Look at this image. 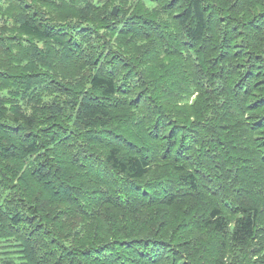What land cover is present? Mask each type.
Wrapping results in <instances>:
<instances>
[{"label": "trees", "instance_id": "trees-1", "mask_svg": "<svg viewBox=\"0 0 264 264\" xmlns=\"http://www.w3.org/2000/svg\"><path fill=\"white\" fill-rule=\"evenodd\" d=\"M124 1L0 0V264H264V0Z\"/></svg>", "mask_w": 264, "mask_h": 264}, {"label": "rangeland", "instance_id": "rangeland-1", "mask_svg": "<svg viewBox=\"0 0 264 264\" xmlns=\"http://www.w3.org/2000/svg\"><path fill=\"white\" fill-rule=\"evenodd\" d=\"M94 1H101V0H94ZM104 1H105V0H102V3H103ZM123 1H124V0H123ZM143 1L146 2L147 5H149V6L151 5V1H150V0H143ZM124 2H125V1H124ZM125 4H126V2H125ZM115 5H116L117 7L119 6L118 4H115ZM127 5H128V4H126V6H127ZM127 8H128V6H127ZM1 19H2V18H0V21H1ZM172 259H174V258L170 256V257H169V261H171ZM174 260H175V259H174ZM169 261H168V262H169ZM175 262L179 264V262H177L176 260H175Z\"/></svg>", "mask_w": 264, "mask_h": 264}, {"label": "bare ground", "instance_id": "bare-ground-1", "mask_svg": "<svg viewBox=\"0 0 264 264\" xmlns=\"http://www.w3.org/2000/svg\"><path fill=\"white\" fill-rule=\"evenodd\" d=\"M96 173H100V172H96ZM104 174H105V172H104ZM99 175H101V174H99ZM92 177V176H91ZM101 179V178H100ZM103 180H104V178H103ZM73 181V180H72ZM71 181V182H72ZM102 181V180H101ZM74 182V181H73ZM78 183H80V181L78 182ZM84 183V182H83ZM107 183V182H106ZM77 185V184H76ZM92 185V184H91ZM78 186V185H77ZM84 186V185H83ZM94 186V185H93ZM58 189V188H57ZM97 189V188H96ZM111 189V188H110ZM79 190V189H78ZM77 191V190H76ZM83 191V190H82ZM96 191V190H95ZM81 192V191H80ZM82 193V192H81ZM111 193V192H110ZM76 194V193H75ZM75 194H74V196H75ZM90 194H92V193H90ZM89 194V195H90ZM77 195V194H76ZM97 195H99V194H97ZM101 196V195H100ZM104 198H105V196H104ZM78 199V198H77ZM82 199V198H81ZM90 199V198H89ZM93 199V198H92ZM96 199V198H95ZM113 199V198H112ZM79 200V199H78ZM94 200V199H93ZM99 200V199H98ZM75 201V200H74ZM88 201V200H87ZM99 202H100V200H99ZM75 203H76V201H75ZM75 203H73V204H75ZM96 203V202H95ZM71 204V203H70ZM75 205H77V203L75 204ZM74 206V205H73ZM87 207V206H86ZM74 208V207H73ZM138 254V253H137ZM140 254V253H139ZM138 254V255H139ZM136 256V255H135ZM134 256V257H135ZM143 259V258H142ZM150 260V259H149ZM142 261V260H141ZM145 261V260H144ZM151 261V260H150ZM149 263V262H148ZM137 264V263H136Z\"/></svg>", "mask_w": 264, "mask_h": 264}, {"label": "water", "instance_id": "water-1", "mask_svg": "<svg viewBox=\"0 0 264 264\" xmlns=\"http://www.w3.org/2000/svg\"><path fill=\"white\" fill-rule=\"evenodd\" d=\"M117 7L116 6H113L112 7V14L115 15L117 13Z\"/></svg>", "mask_w": 264, "mask_h": 264}]
</instances>
